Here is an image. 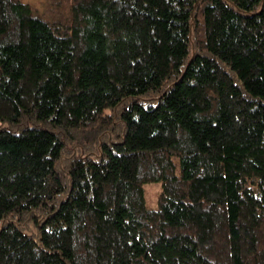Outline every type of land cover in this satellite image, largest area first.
<instances>
[{
  "label": "trees",
  "instance_id": "1",
  "mask_svg": "<svg viewBox=\"0 0 264 264\" xmlns=\"http://www.w3.org/2000/svg\"><path fill=\"white\" fill-rule=\"evenodd\" d=\"M44 3L0 0V264H264V0Z\"/></svg>",
  "mask_w": 264,
  "mask_h": 264
},
{
  "label": "rangeland",
  "instance_id": "2",
  "mask_svg": "<svg viewBox=\"0 0 264 264\" xmlns=\"http://www.w3.org/2000/svg\"><path fill=\"white\" fill-rule=\"evenodd\" d=\"M22 2L27 3L32 9L36 10L38 13H41L44 9L45 3L44 0H21ZM1 125V123H0ZM160 188L158 182H149L143 185L144 197H145V206L147 208H153L155 206L156 193ZM22 231L25 233H31L32 228L22 225Z\"/></svg>",
  "mask_w": 264,
  "mask_h": 264
}]
</instances>
